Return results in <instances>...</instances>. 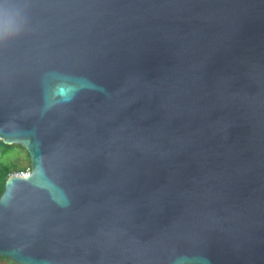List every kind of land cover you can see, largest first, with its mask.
<instances>
[{
	"label": "water",
	"instance_id": "1",
	"mask_svg": "<svg viewBox=\"0 0 264 264\" xmlns=\"http://www.w3.org/2000/svg\"><path fill=\"white\" fill-rule=\"evenodd\" d=\"M10 2L0 257L264 264V0Z\"/></svg>",
	"mask_w": 264,
	"mask_h": 264
},
{
	"label": "clouds",
	"instance_id": "2",
	"mask_svg": "<svg viewBox=\"0 0 264 264\" xmlns=\"http://www.w3.org/2000/svg\"><path fill=\"white\" fill-rule=\"evenodd\" d=\"M22 24V13L10 0H0V38L16 35Z\"/></svg>",
	"mask_w": 264,
	"mask_h": 264
},
{
	"label": "trees",
	"instance_id": "3",
	"mask_svg": "<svg viewBox=\"0 0 264 264\" xmlns=\"http://www.w3.org/2000/svg\"><path fill=\"white\" fill-rule=\"evenodd\" d=\"M11 151H14V155H16L17 153L24 151L26 157L29 159L28 153L27 151L19 144H5L2 142V140H0V194L3 191V186H4V182L7 179V177L12 174V173H18L20 171L23 170V167L17 165L15 162H12V158H8V159H2V157H6L7 154ZM29 166H30V162H29ZM30 168V167H29ZM0 259L5 260L8 262V264H16L14 262H12L11 260L4 258V257H0Z\"/></svg>",
	"mask_w": 264,
	"mask_h": 264
},
{
	"label": "rangeland",
	"instance_id": "4",
	"mask_svg": "<svg viewBox=\"0 0 264 264\" xmlns=\"http://www.w3.org/2000/svg\"><path fill=\"white\" fill-rule=\"evenodd\" d=\"M14 151H11L7 154L6 157H2V159H8V158H12V162H15L17 165L23 167L22 171H26L28 169H30L29 167V159L26 157L25 152L21 151L19 153H17L16 155H14ZM1 160V159H0ZM1 162V161H0ZM0 264H8L7 261L0 259Z\"/></svg>",
	"mask_w": 264,
	"mask_h": 264
},
{
	"label": "built area",
	"instance_id": "5",
	"mask_svg": "<svg viewBox=\"0 0 264 264\" xmlns=\"http://www.w3.org/2000/svg\"><path fill=\"white\" fill-rule=\"evenodd\" d=\"M29 171H30V169H28L26 171H20V172L17 173V175H19V176H27L29 174Z\"/></svg>",
	"mask_w": 264,
	"mask_h": 264
}]
</instances>
